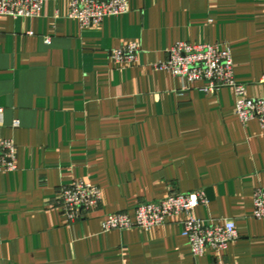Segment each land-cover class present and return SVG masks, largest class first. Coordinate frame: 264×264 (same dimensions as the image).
<instances>
[{
    "label": "crops",
    "instance_id": "1",
    "mask_svg": "<svg viewBox=\"0 0 264 264\" xmlns=\"http://www.w3.org/2000/svg\"><path fill=\"white\" fill-rule=\"evenodd\" d=\"M67 10L44 0L36 18L0 17V137L17 150V169L0 172V264H264V219L252 217L264 188L258 122L240 123L231 89L183 90L154 67L178 43L226 44L235 82L264 98V1L128 0L89 28ZM129 43L137 62L114 64ZM74 181L99 188L101 203L65 224L59 190ZM198 191L197 218L235 225L221 254L194 258L179 218L102 230L109 214Z\"/></svg>",
    "mask_w": 264,
    "mask_h": 264
},
{
    "label": "built area",
    "instance_id": "2",
    "mask_svg": "<svg viewBox=\"0 0 264 264\" xmlns=\"http://www.w3.org/2000/svg\"><path fill=\"white\" fill-rule=\"evenodd\" d=\"M43 3L44 0H0V17L36 18ZM127 11L128 0H68L66 17L76 20L81 28H89L100 25L105 17L120 16ZM45 43L49 44V40L46 39ZM139 50L135 43L125 44L114 49L110 59L119 66H132L137 62ZM167 55L164 62L154 66L155 69L164 70L182 80L183 90H189L196 83L201 84L198 89L205 94H214L222 88L231 89L235 97V114L240 123L256 121L264 133V98H250L245 86L235 82L228 45L182 42L175 44ZM261 81H264V76ZM18 126L19 122L14 121L13 127ZM16 162L14 141L0 137V172L15 171ZM59 198L64 223L71 224L98 208L101 191L83 181H74L60 188ZM206 203L203 191L171 193L162 200L138 205L132 216L126 212L109 214L102 222V230L151 229L164 225L168 219L179 218L177 223L194 258L202 257L207 249L221 254L237 239L236 228L229 220L209 224L197 218L195 209ZM252 217L264 219V188H257L253 193Z\"/></svg>",
    "mask_w": 264,
    "mask_h": 264
}]
</instances>
